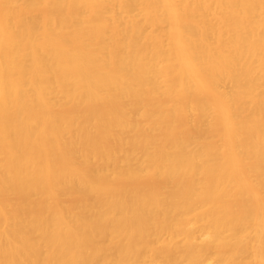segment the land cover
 Instances as JSON below:
<instances>
[{
    "label": "bare ground",
    "instance_id": "obj_1",
    "mask_svg": "<svg viewBox=\"0 0 264 264\" xmlns=\"http://www.w3.org/2000/svg\"><path fill=\"white\" fill-rule=\"evenodd\" d=\"M0 264H264V0H0Z\"/></svg>",
    "mask_w": 264,
    "mask_h": 264
}]
</instances>
